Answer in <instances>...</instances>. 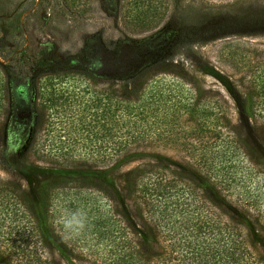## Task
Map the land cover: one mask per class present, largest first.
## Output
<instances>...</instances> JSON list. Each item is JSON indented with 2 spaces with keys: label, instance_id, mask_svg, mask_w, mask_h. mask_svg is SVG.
Returning <instances> with one entry per match:
<instances>
[{
  "label": "rangeland",
  "instance_id": "obj_1",
  "mask_svg": "<svg viewBox=\"0 0 264 264\" xmlns=\"http://www.w3.org/2000/svg\"><path fill=\"white\" fill-rule=\"evenodd\" d=\"M263 66L264 0H0V180L20 186L33 202L40 186L56 179L92 181L97 188L86 195L89 199L75 198L81 217L53 207L60 210L49 238L53 262L97 264L77 247L84 212L94 206L104 214L110 206L139 243L149 244L124 183L129 170L144 164L170 167L195 181L264 252L261 207L243 206L223 192L181 145L184 137L211 130L208 120L219 100L232 130L255 155L264 156V124L245 109L249 87L261 81ZM108 86L158 104L152 135L163 137L134 144L102 163L84 157L100 144L80 141L86 134L80 129L79 140L68 141L80 155L63 164L37 155V150L67 148L69 143H60L61 129L69 130L67 117L82 116L84 125L96 111L90 129L97 134L96 100ZM17 89L23 92L18 103L27 102L21 111L13 95ZM178 102L188 108H178Z\"/></svg>",
  "mask_w": 264,
  "mask_h": 264
},
{
  "label": "trees",
  "instance_id": "obj_2",
  "mask_svg": "<svg viewBox=\"0 0 264 264\" xmlns=\"http://www.w3.org/2000/svg\"><path fill=\"white\" fill-rule=\"evenodd\" d=\"M260 80L249 87L245 109L250 117L261 119L264 124V66ZM122 89V86L121 89L108 86L96 100L100 108L97 134L91 131L95 128L92 116H96V111L84 125L82 116L75 120L67 117L69 130L61 129L63 142L60 143L75 144L82 131L86 134L80 141L86 145L100 144L98 151L89 149L84 157L106 163L132 149L134 144L163 137V133L152 135L158 104L140 96L133 98ZM13 95L17 109H25L27 102L18 103L23 92L17 89ZM178 108L188 106L179 104ZM213 108V118L208 120L211 130L200 132L195 138L184 137L183 150L227 195L238 198L243 206L261 207L264 219V156L255 155L241 135L232 130L221 101L215 102ZM202 117L207 118L206 110L202 111ZM72 120L77 121L79 128L72 125ZM202 122L200 126L204 128L207 123ZM71 127L76 131L73 140ZM47 140L52 145L54 137ZM43 151L36 153H43L59 164L80 155L71 149L70 143L67 148ZM92 183L67 179L45 182L40 186L38 201L33 202L20 186L0 180V264H55L49 238L56 233L53 227L60 210L56 212L54 208L60 207L73 218L81 217L75 198L89 199L97 189ZM124 183L127 196L146 229L149 244L139 243L119 223L110 206L105 214L99 212L98 206L86 209L84 213L88 216L77 229V247L81 245L85 255L97 264H264V252L256 250L247 229L218 210L204 188L192 179L170 167L144 164L129 170ZM91 213L97 216H90Z\"/></svg>",
  "mask_w": 264,
  "mask_h": 264
}]
</instances>
